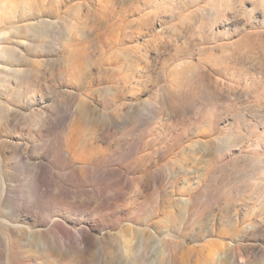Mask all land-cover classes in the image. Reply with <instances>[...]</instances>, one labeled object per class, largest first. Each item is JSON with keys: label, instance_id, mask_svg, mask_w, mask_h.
<instances>
[{"label": "rangeland", "instance_id": "obj_1", "mask_svg": "<svg viewBox=\"0 0 264 264\" xmlns=\"http://www.w3.org/2000/svg\"><path fill=\"white\" fill-rule=\"evenodd\" d=\"M0 264H264V0H0Z\"/></svg>", "mask_w": 264, "mask_h": 264}]
</instances>
